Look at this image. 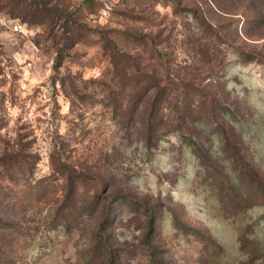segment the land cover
I'll return each instance as SVG.
<instances>
[{"label":"rangeland","instance_id":"obj_1","mask_svg":"<svg viewBox=\"0 0 264 264\" xmlns=\"http://www.w3.org/2000/svg\"><path fill=\"white\" fill-rule=\"evenodd\" d=\"M250 1L0 0V152L22 143L33 180L56 178L53 196L3 201L0 264H264V0ZM133 59L167 91L151 135L157 89L119 114ZM59 155L86 178L75 206L60 208ZM96 192L114 207L104 227Z\"/></svg>","mask_w":264,"mask_h":264},{"label":"trees","instance_id":"obj_2","mask_svg":"<svg viewBox=\"0 0 264 264\" xmlns=\"http://www.w3.org/2000/svg\"><path fill=\"white\" fill-rule=\"evenodd\" d=\"M253 3H255V1L251 0L250 4ZM13 8L18 12L23 11L26 13H32L33 11H35L32 5L28 2L25 4L23 3L22 5L16 4ZM51 18L53 21L56 18H63V20L65 21L63 26L66 27V32L69 30L67 28V25L69 23V17L67 14L62 15L61 12L54 11V13L52 12ZM254 20L258 21L259 19ZM199 28L201 29V31L207 32L209 34L208 38L211 37L209 39H212L214 36H219L217 28L206 21L204 25L199 26ZM245 33L247 34L248 31L245 30ZM129 34L136 38H142L145 36L134 32H130ZM64 38L66 42L72 40L71 36H65ZM199 43H203L201 46V51L207 54V51H204V49L208 50L207 42L199 40ZM63 49L64 48H61V52L58 55L56 65L61 64L63 60ZM111 54L112 61L117 67L121 59L119 55L115 54V52H112ZM126 64L127 66H130L131 63L129 62V60H127ZM131 65L135 72H132L133 75L130 81H123L121 83V85L123 86H130V89H127V91L124 93V98L127 99L125 111L119 114L122 115L129 112L130 115H136L138 109L145 103V98L148 96L149 92L157 89L154 101L150 108V122H148V130L151 135L156 130L153 126V119L157 115V112H159L158 102L161 103L167 100V96H165L167 91H163V88L162 91L159 92V90L161 89L160 83L157 82L154 77L148 75V73L142 68L139 62H136L133 59ZM117 72H120V70L118 69ZM119 102L120 99H118L115 103L116 109L122 107V104ZM37 162L38 159L36 158L35 153L28 151L26 145L22 143L18 144L15 147L13 146L10 149L5 148L2 152H0V221L3 222L0 225V229L5 227L4 222H6L5 219H2V216L5 212L3 208V201L6 198H9L8 196H10L11 194H13V197H11L10 201L13 202L14 207H18V205L23 201L30 202L39 200L43 198L41 196L50 194L51 196H53L52 191L55 188L54 180L56 178H52V175H50L43 178L42 180H33ZM52 164L54 173H59L66 178L65 187L67 191L64 194L63 198L60 200V208H64L66 203L72 204L68 207H71L73 205L75 206L77 202L75 196L78 190V184L83 182V180H86V178L83 176V173L80 172V170H78L74 165L70 164V162L63 160L60 155L58 157H53ZM87 207L91 212L90 214L99 211L102 213V227L105 226V223H111L110 220L114 208L113 203H111L110 201L106 202V200L103 201V199H100L99 192H96L91 196V200L89 201ZM10 209H12V207H10ZM152 217H154V215Z\"/></svg>","mask_w":264,"mask_h":264},{"label":"built area","instance_id":"obj_3","mask_svg":"<svg viewBox=\"0 0 264 264\" xmlns=\"http://www.w3.org/2000/svg\"><path fill=\"white\" fill-rule=\"evenodd\" d=\"M13 28L17 31H21L24 30V28L26 27L25 23L23 21H21L20 19H13Z\"/></svg>","mask_w":264,"mask_h":264}]
</instances>
